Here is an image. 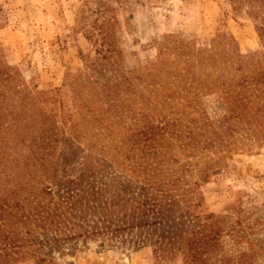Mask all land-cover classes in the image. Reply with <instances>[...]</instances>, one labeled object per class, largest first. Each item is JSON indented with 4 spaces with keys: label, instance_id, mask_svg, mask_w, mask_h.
<instances>
[{
    "label": "rangeland",
    "instance_id": "374dc122",
    "mask_svg": "<svg viewBox=\"0 0 264 264\" xmlns=\"http://www.w3.org/2000/svg\"><path fill=\"white\" fill-rule=\"evenodd\" d=\"M262 26L264 0H0V167L23 164L30 152L26 145L40 134L43 121L54 127L55 142L48 148L53 160L66 155L61 139L77 130L80 137L73 144L91 160L129 174L138 153L121 139L130 136L127 128L134 127L138 113L125 108L136 111L146 101L164 99L150 114L177 118L182 137L185 125L191 130L200 124H191L199 116L214 128L231 105L225 86H196L192 97L195 84L186 80V95L165 73L191 71L202 81L217 68L233 74L237 62L241 72L264 70ZM210 56L214 69L197 67V58ZM109 104L116 112L124 108L120 119ZM249 115L231 120L235 131L227 146L200 148L210 129L191 130L195 140L190 143L167 136L157 140L160 150H168L164 157L174 154L167 170L196 181L195 212L212 214L219 229L207 264H264V126L260 119L248 122ZM115 120L121 122L115 125ZM8 121L19 125L8 131ZM26 121L32 129L22 128ZM98 123L108 124L111 133ZM211 162H216L214 171L201 181L199 166ZM67 246L73 249L52 252L47 264H183L179 254L159 258L148 242L110 245L97 237Z\"/></svg>",
    "mask_w": 264,
    "mask_h": 264
},
{
    "label": "trees",
    "instance_id": "16d2710c",
    "mask_svg": "<svg viewBox=\"0 0 264 264\" xmlns=\"http://www.w3.org/2000/svg\"><path fill=\"white\" fill-rule=\"evenodd\" d=\"M261 35L264 36V26ZM211 58H197V67L203 70V65L209 64ZM208 67L214 69L213 64ZM217 71L212 78L205 74L202 81L191 71L186 75L165 73L169 74L170 82L181 84L179 89L186 91V95L189 92L185 88L186 80L188 86L195 84L192 97L197 94L196 86L207 90L225 86L224 92L231 105L215 127L210 128L204 116L191 120V124L201 120L197 127L191 126V130L210 129L211 137L209 141L202 140V149L227 146V138L235 131L232 119L245 120L250 113L248 122L260 119L261 127L264 126V70L241 72V64L237 62L229 76L219 68ZM170 95L171 92L162 97L166 99ZM162 100L146 101L144 107L136 111L125 108V111L138 113L134 127L127 128L130 136L121 139V144L130 143L127 150L135 149L138 153L129 174L112 169L103 160H91L81 147L73 144L80 137L77 130H73L71 138L61 139L67 148L66 155L61 156L59 162L53 160L48 148L55 142L54 127L41 122L40 134L31 137L26 145L30 152L23 156V164L16 168L0 167V264L28 259L33 264H47L51 262L52 252L72 250V246H67L69 243L79 240L84 243L97 237L110 245L126 242L139 246L148 242L159 258L179 254L183 264H207L217 246L219 229L211 221L212 214L195 212L198 202H193V186L196 181L191 182L186 174L184 178L182 172L172 174L168 171L166 164L175 162L174 154L164 157L168 150H160L161 145L157 143L164 136L186 138L190 143L195 140V130L185 125L187 130L182 137V130L175 125L179 124L177 118H166L162 113L159 119H153L150 113L155 111V103ZM249 103L252 108H247ZM112 106L108 105L116 112ZM122 111L124 108L113 116L120 119ZM114 122L118 125L121 121ZM98 124L105 134L111 133L106 132L108 124ZM18 125L17 121H8V131ZM32 127L27 121L22 124V128ZM76 150L81 152L74 166ZM128 157L124 155V159ZM59 164L62 166L57 170ZM214 164L216 162L199 166L201 181L214 171ZM104 166L108 169L104 170Z\"/></svg>",
    "mask_w": 264,
    "mask_h": 264
}]
</instances>
